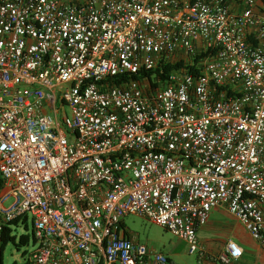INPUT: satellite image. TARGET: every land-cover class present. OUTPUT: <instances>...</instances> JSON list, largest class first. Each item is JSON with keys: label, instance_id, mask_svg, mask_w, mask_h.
Segmentation results:
<instances>
[{"label": "built area", "instance_id": "1", "mask_svg": "<svg viewBox=\"0 0 264 264\" xmlns=\"http://www.w3.org/2000/svg\"><path fill=\"white\" fill-rule=\"evenodd\" d=\"M215 209L264 247V0H0V264L15 220L23 264H169L127 216L237 264Z\"/></svg>", "mask_w": 264, "mask_h": 264}, {"label": "rangeland", "instance_id": "2", "mask_svg": "<svg viewBox=\"0 0 264 264\" xmlns=\"http://www.w3.org/2000/svg\"><path fill=\"white\" fill-rule=\"evenodd\" d=\"M63 113L70 116L71 112L66 106L63 108ZM123 225L127 233L138 243L146 246L152 252L167 256L171 259L172 264L199 263L198 255H189L187 244L164 228L137 216L125 217ZM11 229L12 237L15 238V243L9 240L5 245L3 264H23L28 258V255L32 253L36 247L33 241L32 223L29 221L28 226H25V224H12ZM241 235L246 237L252 244V247L249 248L251 251L249 264H264V249L259 247V243L253 241L243 226L239 224L227 230L221 228L220 231L213 233L201 230L198 238L201 245L207 250H215L219 245L223 246L231 239L238 241ZM21 236H29L30 242L27 245H20L19 239Z\"/></svg>", "mask_w": 264, "mask_h": 264}, {"label": "crops", "instance_id": "3", "mask_svg": "<svg viewBox=\"0 0 264 264\" xmlns=\"http://www.w3.org/2000/svg\"><path fill=\"white\" fill-rule=\"evenodd\" d=\"M238 224L241 225V226H243L237 219H235L234 217H232L231 215H229L225 210L215 209L211 213V216H210V219L208 221V224L202 230L203 231H209V232H212L213 233V232L220 231L221 228L223 230H227V229L233 228V226H236ZM231 240H233V239H231ZM233 241L238 242L243 247V249H244V256H243V258L237 264H249L250 263V259H251V255H250L251 254L250 253L251 251L249 250V248L252 247L251 242L248 241L246 239V237H244L243 235H241L238 238V241L237 240H233ZM223 247H224V245L223 246H220L219 245V247H217L215 250H211L210 249L208 251L209 252H214V251L220 252L223 249ZM259 247H261V248L264 249V247L262 245H260ZM170 264H172V261H171Z\"/></svg>", "mask_w": 264, "mask_h": 264}, {"label": "trees", "instance_id": "4", "mask_svg": "<svg viewBox=\"0 0 264 264\" xmlns=\"http://www.w3.org/2000/svg\"><path fill=\"white\" fill-rule=\"evenodd\" d=\"M184 63H167V62H162L159 67L148 73L150 81H152V77L156 78L158 82H165L169 75L177 70L180 67H183ZM157 86V82L153 84V87ZM19 220H15L12 224L17 225ZM10 228L5 227V231L2 234V251L4 252V247L8 243L9 240H12L13 243H15V238L10 236ZM30 242V237L29 236H21L19 239V244L20 245H27ZM169 264L171 263V259L168 258Z\"/></svg>", "mask_w": 264, "mask_h": 264}]
</instances>
